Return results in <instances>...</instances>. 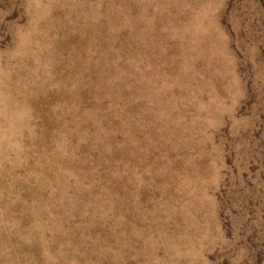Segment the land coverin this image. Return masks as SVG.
Returning <instances> with one entry per match:
<instances>
[{
	"label": "rangeland",
	"instance_id": "374dc122",
	"mask_svg": "<svg viewBox=\"0 0 264 264\" xmlns=\"http://www.w3.org/2000/svg\"><path fill=\"white\" fill-rule=\"evenodd\" d=\"M0 264H264V0H0Z\"/></svg>",
	"mask_w": 264,
	"mask_h": 264
}]
</instances>
